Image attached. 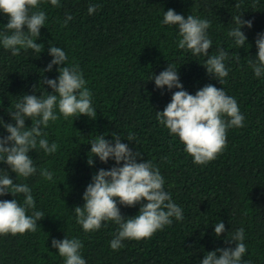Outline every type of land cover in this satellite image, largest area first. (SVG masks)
Instances as JSON below:
<instances>
[{
	"label": "trees",
	"instance_id": "1",
	"mask_svg": "<svg viewBox=\"0 0 264 264\" xmlns=\"http://www.w3.org/2000/svg\"><path fill=\"white\" fill-rule=\"evenodd\" d=\"M60 7L50 0H41L40 9L47 21L36 40L43 44L39 54L21 49L13 56L0 43V118L11 121L8 111L26 94L47 95L52 89L43 84L44 76L55 79L53 59L48 49L61 47L68 56L67 64H78L93 94L97 117L93 120L81 115L50 121L44 129L49 144L58 149L45 154L39 149L29 155L37 173L18 177L8 165L0 162V175L9 172L16 183H26L32 189L36 209L45 213L38 221L36 232L15 236L0 235V264H64L52 239L78 237L83 242L82 256L87 264H199L208 251L235 247L226 244L237 229L245 232L247 251L242 257L250 264H264V75L257 78L249 65L255 58L258 33H264V0H59ZM96 4L93 14L88 7ZM174 9L178 14L208 19V35L212 46L209 55L219 48L229 53L225 65L229 70L220 83L209 76L204 64L207 57L193 55L177 47L178 29L162 23L164 11ZM67 14L73 17L66 26L61 24ZM252 20V27H242L247 36L245 47L238 48L227 34L235 27L232 17ZM8 17L0 13V33L6 29ZM26 30V26H25ZM239 55L237 61L235 57ZM169 64L179 71L184 90L195 94L206 84L223 88L234 97L244 115V127L227 130V146L223 152L205 165L193 162L185 152L178 136L156 119V111H163L171 101V91L155 86L153 74L158 75ZM35 86V88H34ZM48 91V92H47ZM163 93V94H162ZM31 126V119H26ZM115 133L141 156L138 162L150 160L159 167L165 180L164 189L184 214L182 221L158 230L150 239L125 240L114 251L110 241L118 225L103 222L93 232H85L76 222L74 207L82 206L83 192L93 174L100 168L110 169L115 161L103 163L94 157V165L87 163L91 140L105 135L112 140ZM134 141L127 140L128 134ZM0 135H8L0 127ZM122 163V162H121ZM41 168L53 172L47 181ZM11 193L0 200L13 199ZM23 202V194L17 197ZM125 217L135 216L140 204L134 207L119 205ZM29 215L31 212L28 213ZM222 221L225 231L216 236L215 223Z\"/></svg>",
	"mask_w": 264,
	"mask_h": 264
},
{
	"label": "clouds",
	"instance_id": "2",
	"mask_svg": "<svg viewBox=\"0 0 264 264\" xmlns=\"http://www.w3.org/2000/svg\"><path fill=\"white\" fill-rule=\"evenodd\" d=\"M41 0H0V13L8 17L6 29L0 33V43L4 49L10 50L13 56L20 54L21 49L33 50L36 53L43 51V44L36 40L41 35V28L45 27L48 19L45 11L40 9ZM51 5L60 7L59 0H50ZM97 9L96 4L88 7L91 15ZM67 14L61 27L72 20ZM235 27L231 28L228 36L235 45L245 47L247 36L242 27H252V20L242 18V14L232 17ZM162 23L175 26L178 29L177 47L188 50L193 55L207 57L204 67L209 76L216 78L220 83L228 76L229 70L225 61L229 53L219 48L217 54L209 55L212 40L208 35L210 21L195 15L178 14L174 9L164 11ZM26 26V30H25ZM255 44L257 53L255 58L249 60L257 78L264 75V33H258ZM53 59L43 69L44 73L53 70V65H62L56 70L59 75L55 79L44 76L43 84L52 91L48 94H26L19 100L13 111H8L11 121L5 122L0 118V127L8 135H0V162L8 165L11 172L18 177L28 178L37 173L30 152L39 149L45 154H53L58 145L49 144L47 133L44 129L50 121H56L59 113L67 119L78 118L81 115L90 119L97 117L93 107V94L86 86L87 81L78 64H67L68 56L61 48L52 44L48 49ZM239 55L235 59L239 60ZM155 86L159 89L167 87L179 89L172 92L171 101L163 111H156V119L164 125L174 136H178L185 145V152L193 157V162L205 165L214 160L227 146V130L232 127H244V115L240 112L237 100L228 95L223 88L213 84H206L190 94L184 90L179 78V71L174 65L169 64L158 75L153 74ZM35 88V86H34ZM163 94V93H162ZM31 119V126H27L26 119ZM113 139L98 135L90 141L91 157L88 155L87 163L94 165V157L103 163L109 159L115 165L105 170L96 171L91 182L83 192L82 206L74 207L76 222L85 232L97 231L103 222L112 221L118 225L114 238L110 241L112 250L122 248L125 240L150 239L158 230H163L167 225L184 218L182 208L173 202L171 195L165 191V180L158 166L150 160L138 162L141 156L138 151H133L121 142L119 135L111 133ZM134 135L128 134L127 140L134 141ZM122 162V163H121ZM39 174L47 181L53 180V172L41 168ZM11 193L13 199L0 200V235L24 234L36 232L38 221L45 217V213L36 209V202L32 189L26 183H16L6 171L0 175V196ZM23 194V202L16 198ZM119 205L134 207L140 204L139 212L135 216L125 217L121 214ZM31 212L29 215L28 213ZM215 234L220 236L225 231L222 221L215 223ZM244 229L236 230L231 239L226 238V244L235 242V247L217 248L208 251L199 264H250L243 261L242 257L247 251L243 242ZM51 246L58 249V254L64 258V264H87L82 256L83 242L78 237L52 239Z\"/></svg>",
	"mask_w": 264,
	"mask_h": 264
}]
</instances>
